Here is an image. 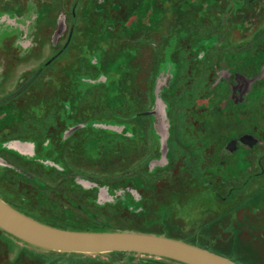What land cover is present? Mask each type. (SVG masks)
I'll return each mask as SVG.
<instances>
[{"label": "rangeland", "instance_id": "1", "mask_svg": "<svg viewBox=\"0 0 264 264\" xmlns=\"http://www.w3.org/2000/svg\"><path fill=\"white\" fill-rule=\"evenodd\" d=\"M0 200L264 264V0H0ZM0 264L185 263L0 228Z\"/></svg>", "mask_w": 264, "mask_h": 264}, {"label": "water", "instance_id": "2", "mask_svg": "<svg viewBox=\"0 0 264 264\" xmlns=\"http://www.w3.org/2000/svg\"><path fill=\"white\" fill-rule=\"evenodd\" d=\"M0 228L27 243L57 251H131L185 264H237L218 254L164 236L137 232H79L32 220L0 200Z\"/></svg>", "mask_w": 264, "mask_h": 264}]
</instances>
